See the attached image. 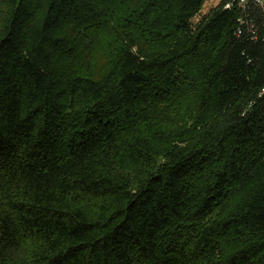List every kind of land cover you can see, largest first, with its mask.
<instances>
[{"label": "trees", "instance_id": "obj_1", "mask_svg": "<svg viewBox=\"0 0 264 264\" xmlns=\"http://www.w3.org/2000/svg\"><path fill=\"white\" fill-rule=\"evenodd\" d=\"M0 0V264H264V8Z\"/></svg>", "mask_w": 264, "mask_h": 264}, {"label": "built area", "instance_id": "obj_2", "mask_svg": "<svg viewBox=\"0 0 264 264\" xmlns=\"http://www.w3.org/2000/svg\"><path fill=\"white\" fill-rule=\"evenodd\" d=\"M226 1L225 7L229 8L233 5V3H237L242 8H247L250 2H254L257 5L264 8V0H221Z\"/></svg>", "mask_w": 264, "mask_h": 264}, {"label": "rangeland", "instance_id": "obj_3", "mask_svg": "<svg viewBox=\"0 0 264 264\" xmlns=\"http://www.w3.org/2000/svg\"><path fill=\"white\" fill-rule=\"evenodd\" d=\"M220 0H207L203 12L208 11L212 6H214L215 4H217Z\"/></svg>", "mask_w": 264, "mask_h": 264}]
</instances>
